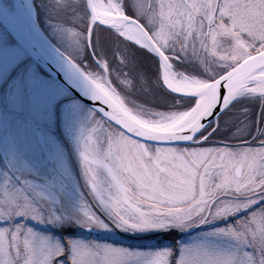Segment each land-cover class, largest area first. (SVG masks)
Listing matches in <instances>:
<instances>
[{
	"label": "snow or ice",
	"instance_id": "6c2138e0",
	"mask_svg": "<svg viewBox=\"0 0 264 264\" xmlns=\"http://www.w3.org/2000/svg\"><path fill=\"white\" fill-rule=\"evenodd\" d=\"M73 7L85 18L80 57L67 51L80 47L67 11L0 0V127L6 112L29 115L19 139L9 130L6 150L0 138V168L26 161L31 177L27 192H0V264H264V0ZM145 76L148 99L130 101L125 86ZM97 105L117 123L195 135L97 143L78 171L64 133L95 120ZM28 221L112 234L209 230L139 249Z\"/></svg>",
	"mask_w": 264,
	"mask_h": 264
},
{
	"label": "flooded vegetation",
	"instance_id": "af4514ba",
	"mask_svg": "<svg viewBox=\"0 0 264 264\" xmlns=\"http://www.w3.org/2000/svg\"><path fill=\"white\" fill-rule=\"evenodd\" d=\"M136 100L142 101L140 98L138 99V97L136 98ZM28 120H29V115L28 113L24 111H21L19 113L6 112L4 114L3 121H2L3 126L0 127V138H3L5 150L7 149V137H8L9 130L10 129L15 130L17 133V139H19L20 136L23 134V126L24 124L27 123ZM94 123H101L102 125L97 130H99L100 133L104 130V134L107 139L106 145L105 143L103 144L104 146H106L104 148H108L116 142H119L120 144H124V145H126L127 143L131 145H139L141 143L140 139L127 134L120 127L109 122L108 120H106L104 117H102L99 114L95 117V120L86 121L84 123L85 125H82L83 128L79 127L80 129H75L73 130L72 133H68V132L64 133V135L69 138V145L72 150L71 157H72V160L76 162L78 171H82L83 157L85 155L90 154L88 152H89L90 146L92 145V140L87 136V132L85 131V129H92V127L94 126ZM230 143L232 144L233 147H235L236 145L243 146L240 143L236 144L235 141H231ZM182 146H185V145H182ZM25 163L26 161L20 164H16L11 161V158L6 159L5 166L3 168H0V192L4 191L5 187L7 186L20 187V188H23L25 192L28 191V187L23 183V181L28 180L31 177L29 176V168L25 166ZM65 163H68L67 154L65 155ZM18 180L21 181L20 184H17ZM35 182L36 181L33 180V183ZM80 186L81 187L84 186L83 177H81ZM219 195L224 196L223 193H220ZM234 196L235 195L228 193L227 196H224V198L228 199ZM5 199H6V194L4 198H0V207L6 208L8 206L6 203L2 202ZM28 223L33 227L39 228V230L41 231H50L53 234L58 235V236L69 235V234L74 235V236H83L85 234H94V235L101 234L100 231L88 232V231H85L84 229H79V228H74V227L64 230L60 228H52L51 226H48L45 228L44 226L34 225L31 221H28ZM203 229L208 230L207 227ZM195 230H200V229H194L192 231H195ZM189 232L190 231L175 232L174 235H170V237H167V238L165 237L166 238L165 241H170L172 243L174 241H177L178 238H182L184 234H188Z\"/></svg>",
	"mask_w": 264,
	"mask_h": 264
},
{
	"label": "rangeland",
	"instance_id": "374dc122",
	"mask_svg": "<svg viewBox=\"0 0 264 264\" xmlns=\"http://www.w3.org/2000/svg\"><path fill=\"white\" fill-rule=\"evenodd\" d=\"M34 2L37 7H39L42 3L47 5H56L58 10L61 4L67 6V7L65 6V9L70 16V21L67 27L69 28V31L74 36V38L79 40L80 42L79 48H67V51L68 54L72 57L82 56L83 44L87 40V33L86 31H84L85 18L83 16L82 10L80 12H76L73 6L83 4L84 0H34ZM93 70L95 71V69ZM151 88H152V84L150 78L146 76L143 78L136 77L135 79L132 80L131 86H125L124 95L128 97L130 101H138L136 100V98L138 97V99L140 98L142 100L140 102H143L144 100L148 99V93L151 90ZM100 126H102L101 123H94L92 129H85V131L87 132V136L92 140L91 146L99 143L100 147L106 150L107 148H104L106 146L103 145L104 143L106 145V140H107L104 134V130L101 133L99 130H97L98 128H100ZM81 128H83V126H81ZM238 143L239 142H236V144ZM126 145L135 146L129 143H127ZM184 147L185 146L178 145L177 150L178 151L183 150ZM240 147L243 146L236 145L234 148L238 149ZM231 194L236 195L235 193H231ZM91 199L92 197H90V200ZM208 230L200 229V230L190 231L188 234H184L182 238H178L177 241L181 243H190L198 239L199 234L202 231H208ZM100 232H101L100 235L85 234L79 237H83L89 240L107 241L109 243L119 244L124 247L139 248V249H154L163 246L175 247L177 243V241H174L172 243L170 241H165L167 237H170V235H168L167 233L146 232V233H136V234H131V233L112 234L103 231Z\"/></svg>",
	"mask_w": 264,
	"mask_h": 264
},
{
	"label": "water",
	"instance_id": "95a60500",
	"mask_svg": "<svg viewBox=\"0 0 264 264\" xmlns=\"http://www.w3.org/2000/svg\"><path fill=\"white\" fill-rule=\"evenodd\" d=\"M93 110L99 113L102 117H104L109 122L120 127L127 134L135 138H138V139H140V137L142 136H146L150 139L172 138V136H175L177 139L183 140V139H187L195 135V131L193 129L179 128L173 132V131H170L169 129H155V128H152L150 126H147L141 123H135L131 125L128 124L126 121L117 123L115 121H112L110 117L105 116L104 112L101 109V106L97 105L93 108ZM109 112H111V109H109ZM91 232H97V230H93Z\"/></svg>",
	"mask_w": 264,
	"mask_h": 264
},
{
	"label": "trees",
	"instance_id": "16d2710c",
	"mask_svg": "<svg viewBox=\"0 0 264 264\" xmlns=\"http://www.w3.org/2000/svg\"><path fill=\"white\" fill-rule=\"evenodd\" d=\"M65 6H66V5L61 4L60 7H59V10H61V11H66ZM66 7H67V6H66Z\"/></svg>",
	"mask_w": 264,
	"mask_h": 264
},
{
	"label": "bare ground",
	"instance_id": "6f19581e",
	"mask_svg": "<svg viewBox=\"0 0 264 264\" xmlns=\"http://www.w3.org/2000/svg\"><path fill=\"white\" fill-rule=\"evenodd\" d=\"M152 128H155V129H167V128H157V127H152ZM179 128H182V127H179ZM177 128V129H179Z\"/></svg>",
	"mask_w": 264,
	"mask_h": 264
}]
</instances>
